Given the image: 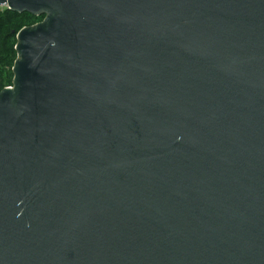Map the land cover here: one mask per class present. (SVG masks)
<instances>
[{
  "label": "water",
  "instance_id": "95a60500",
  "mask_svg": "<svg viewBox=\"0 0 264 264\" xmlns=\"http://www.w3.org/2000/svg\"><path fill=\"white\" fill-rule=\"evenodd\" d=\"M0 7V264H264V0Z\"/></svg>",
  "mask_w": 264,
  "mask_h": 264
},
{
  "label": "trees",
  "instance_id": "16d2710c",
  "mask_svg": "<svg viewBox=\"0 0 264 264\" xmlns=\"http://www.w3.org/2000/svg\"><path fill=\"white\" fill-rule=\"evenodd\" d=\"M44 18L45 15L0 7V92L13 84V66L17 59V33L26 26L43 21Z\"/></svg>",
  "mask_w": 264,
  "mask_h": 264
},
{
  "label": "built area",
  "instance_id": "2783aa9c",
  "mask_svg": "<svg viewBox=\"0 0 264 264\" xmlns=\"http://www.w3.org/2000/svg\"><path fill=\"white\" fill-rule=\"evenodd\" d=\"M9 87H12V86H9Z\"/></svg>",
  "mask_w": 264,
  "mask_h": 264
},
{
  "label": "rangeland",
  "instance_id": "374dc122",
  "mask_svg": "<svg viewBox=\"0 0 264 264\" xmlns=\"http://www.w3.org/2000/svg\"><path fill=\"white\" fill-rule=\"evenodd\" d=\"M1 8H4V7H1Z\"/></svg>",
  "mask_w": 264,
  "mask_h": 264
}]
</instances>
